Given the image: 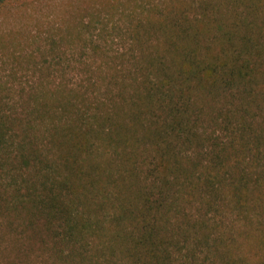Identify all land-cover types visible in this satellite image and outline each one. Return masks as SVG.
I'll use <instances>...</instances> for the list:
<instances>
[{"label":"trees","instance_id":"16d2710c","mask_svg":"<svg viewBox=\"0 0 264 264\" xmlns=\"http://www.w3.org/2000/svg\"><path fill=\"white\" fill-rule=\"evenodd\" d=\"M219 45L134 68L87 117L70 109V95L62 101L63 86L53 102L0 96L1 215L41 227L65 264H180L178 230L188 236L187 264H201L203 246L207 264H264V41L225 35ZM39 125L49 131H32ZM140 139L149 144L142 169ZM48 145L53 156L39 148ZM184 184L212 214L233 209L242 225L205 217L190 231L170 229Z\"/></svg>","mask_w":264,"mask_h":264},{"label":"rangeland","instance_id":"374dc122","mask_svg":"<svg viewBox=\"0 0 264 264\" xmlns=\"http://www.w3.org/2000/svg\"><path fill=\"white\" fill-rule=\"evenodd\" d=\"M225 35L235 42L241 36L264 41V0H4L0 2V96L18 102L33 93L39 101L45 93L53 102L54 89L63 86L70 92L61 93L62 101L70 95V109L87 117L95 99L108 104L110 94L118 93L117 84L128 83L134 68L156 65L158 57L169 59L191 48L217 50ZM203 102L215 104L209 96ZM48 127L39 125L32 131L41 134ZM136 134L141 136V129ZM42 141L45 144V136ZM148 145L142 139L134 144V166L140 169ZM39 148L54 155L52 146ZM94 153L97 156L98 150ZM184 186L176 189L170 229L181 223L190 231L192 221L205 217L233 228L242 225L235 210L222 208L212 214L207 198L187 193ZM94 193L100 199V193ZM20 214L7 222L0 213V264H65L59 245L38 225L26 227ZM182 232L175 234L185 247L180 253L176 249L175 255L178 263L187 264L183 259L188 236ZM197 250L198 262L207 264L203 258L212 254L204 246Z\"/></svg>","mask_w":264,"mask_h":264}]
</instances>
